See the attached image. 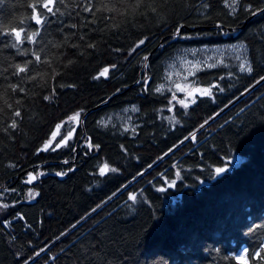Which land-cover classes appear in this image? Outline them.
<instances>
[{
  "label": "trees",
  "instance_id": "1",
  "mask_svg": "<svg viewBox=\"0 0 264 264\" xmlns=\"http://www.w3.org/2000/svg\"><path fill=\"white\" fill-rule=\"evenodd\" d=\"M34 2L0 0V264H264V0H62L43 25ZM232 43L180 104L172 63Z\"/></svg>",
  "mask_w": 264,
  "mask_h": 264
},
{
  "label": "rangeland",
  "instance_id": "2",
  "mask_svg": "<svg viewBox=\"0 0 264 264\" xmlns=\"http://www.w3.org/2000/svg\"><path fill=\"white\" fill-rule=\"evenodd\" d=\"M228 51L229 53H233L238 56L241 60H244L245 58L244 47L242 44L239 43L225 44L222 46H207L191 50L190 54L186 53L185 55L179 56L177 60L172 63L171 67L168 70L165 85L172 86V84L174 83L175 85L179 84L181 85V87L185 88L184 96L181 97L176 95V99L178 100V102L182 99H186V102L189 104L192 100L195 99L196 95L201 94L200 92L196 91V89H205L206 87L190 86L189 82L185 81L186 78L189 77L196 70L202 68L204 65H210L212 63L218 62L222 58V56ZM193 65H195V67H193ZM189 92H192L193 95L189 96ZM74 114L70 115L65 120L57 123V125H62L59 129V132H57L56 125L54 130L46 140V143H49L51 141V146H56V144L60 141L61 136L69 130H71L70 138L73 136L74 131L81 120L80 114L78 120L71 121L70 117H72ZM54 133H56V139L53 141L52 135ZM234 158L238 159L239 157L238 155H234ZM230 167L231 163H226L223 165L222 168ZM239 256L243 257V253H241Z\"/></svg>",
  "mask_w": 264,
  "mask_h": 264
},
{
  "label": "snow or ice",
  "instance_id": "3",
  "mask_svg": "<svg viewBox=\"0 0 264 264\" xmlns=\"http://www.w3.org/2000/svg\"><path fill=\"white\" fill-rule=\"evenodd\" d=\"M58 2H62V0H35L34 3H31L29 5V7L33 10V14H32L31 18L35 21V23L37 25L45 24L47 22L45 19V17L47 16V13L55 14V11H58V9H56V4ZM235 3H236V0H233V4H235ZM85 10L91 12L92 8L87 7ZM22 33H23V35H22ZM10 34H14L16 44H13L12 46L16 47L19 44H23L25 40L32 42V43H35L36 42L35 37L39 36L40 33H39V30H37L35 32H31V33H25L23 28H21L19 31H17L16 28H12ZM140 43L143 44L144 42L141 41ZM40 59H41L40 56L36 55V61H40ZM145 59H147V57H145ZM28 63H30V62H26L25 65H23V66H21L19 64L14 65L15 72L13 74L16 75L19 73H27L29 71V69L27 67ZM193 67H195V65H193ZM240 70L242 72H244V71L251 72L252 71L251 67L247 66L246 64H241ZM108 71H109L108 68H104L103 71L100 72L99 76L100 77L106 76ZM261 79H264V77H262ZM12 87H13V90H15V86H12ZM162 87L163 86H161V88ZM176 87L182 92L185 91V88L181 87V85H179V84H177ZM160 90H161L160 88L157 89V91H160ZM196 91L200 92L203 95H210L211 94L210 88L196 89ZM188 95L191 96V95H193V93L189 92ZM46 99H47V97H46ZM191 102L195 103V100H192ZM179 103L182 104L184 107H188V103L186 102V99L180 100ZM9 107H10V105H9ZM14 115L18 117V116H20V112L17 111L14 113ZM79 116H80V113H75L72 117H70V120L76 121V120H78ZM16 126H17L16 122L13 121V123L11 124V127L15 128ZM61 126L62 125H57V132H59V129ZM70 134H71V130L67 131L64 135H62L60 141L56 144V147H60L62 145H67L68 140L70 139ZM55 139H56V133H54L52 135V140L54 141ZM49 147H51V141L49 143H46L42 150H48ZM53 150H55V149H53ZM106 171H116V170L110 169L109 165L104 164L100 169L101 175L105 174ZM226 171H227V169H225V168H217L216 169L217 174H222V173H225ZM59 174L64 175V173H59ZM41 175H42V173H41ZM35 179H36L35 176L30 175L28 182L30 183L32 180H35ZM29 195H32V193H29ZM129 199L132 201H135L137 199V197L135 195H132L129 197ZM0 206L5 207V208L8 207L7 204H3ZM261 251L264 252V249H261ZM244 255H247V250H245ZM254 258L264 259V256H261V254L259 252H257L254 254ZM243 264H248V261L244 260Z\"/></svg>",
  "mask_w": 264,
  "mask_h": 264
},
{
  "label": "water",
  "instance_id": "4",
  "mask_svg": "<svg viewBox=\"0 0 264 264\" xmlns=\"http://www.w3.org/2000/svg\"><path fill=\"white\" fill-rule=\"evenodd\" d=\"M33 176H35V177H36V175H35V174H33ZM35 182H36V179L32 181V183H35Z\"/></svg>",
  "mask_w": 264,
  "mask_h": 264
}]
</instances>
